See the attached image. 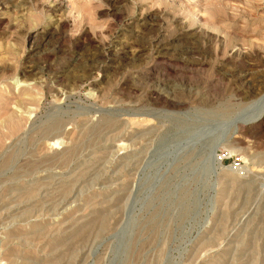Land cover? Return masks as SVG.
Here are the masks:
<instances>
[{"label": "rangeland", "instance_id": "obj_1", "mask_svg": "<svg viewBox=\"0 0 264 264\" xmlns=\"http://www.w3.org/2000/svg\"><path fill=\"white\" fill-rule=\"evenodd\" d=\"M262 107L264 0H0V264H264Z\"/></svg>", "mask_w": 264, "mask_h": 264}, {"label": "bare ground", "instance_id": "obj_2", "mask_svg": "<svg viewBox=\"0 0 264 264\" xmlns=\"http://www.w3.org/2000/svg\"><path fill=\"white\" fill-rule=\"evenodd\" d=\"M255 103H257V101L256 102H252L251 104H250V106H252L253 104H254V107H255ZM246 115V114H245ZM250 115V114H249ZM248 114H247V118L245 117H243V118H238L239 120H237V122L239 121V125H238V127L239 126H243V125H253L254 123H256L257 121H259L263 116H264V107H262V108H259V111L256 113V114H254V116H252L251 115V117L249 116ZM237 126V125H236ZM238 127H237V129H238ZM25 136H26V134H25ZM16 145V144H15ZM12 149V148H11ZM10 150V149H9ZM217 160L220 162V160H221V157H217ZM33 193V192H32Z\"/></svg>", "mask_w": 264, "mask_h": 264}]
</instances>
